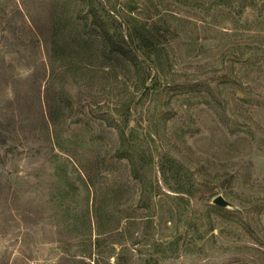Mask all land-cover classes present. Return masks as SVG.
Segmentation results:
<instances>
[{
	"label": "rangeland",
	"instance_id": "374dc122",
	"mask_svg": "<svg viewBox=\"0 0 264 264\" xmlns=\"http://www.w3.org/2000/svg\"><path fill=\"white\" fill-rule=\"evenodd\" d=\"M0 264H264V0H0Z\"/></svg>",
	"mask_w": 264,
	"mask_h": 264
},
{
	"label": "trees",
	"instance_id": "16d2710c",
	"mask_svg": "<svg viewBox=\"0 0 264 264\" xmlns=\"http://www.w3.org/2000/svg\"><path fill=\"white\" fill-rule=\"evenodd\" d=\"M217 4H226L230 3V0H215ZM245 4V3H244ZM248 4V3H247ZM91 12L93 15V21L97 26L101 29V32L106 39V41L110 44L111 48L123 53L126 57L131 59L134 63H137V55L133 53V50L129 47H125L124 45L118 43L113 34L111 33L107 21L99 14V12L95 9L94 4H91Z\"/></svg>",
	"mask_w": 264,
	"mask_h": 264
},
{
	"label": "water",
	"instance_id": "95a60500",
	"mask_svg": "<svg viewBox=\"0 0 264 264\" xmlns=\"http://www.w3.org/2000/svg\"><path fill=\"white\" fill-rule=\"evenodd\" d=\"M214 202L223 207H229L231 205V202L221 194L215 197Z\"/></svg>",
	"mask_w": 264,
	"mask_h": 264
},
{
	"label": "clouds",
	"instance_id": "9594fccd",
	"mask_svg": "<svg viewBox=\"0 0 264 264\" xmlns=\"http://www.w3.org/2000/svg\"><path fill=\"white\" fill-rule=\"evenodd\" d=\"M8 95H9V98L11 99V98H12V93H11V90H9V93H8Z\"/></svg>",
	"mask_w": 264,
	"mask_h": 264
}]
</instances>
